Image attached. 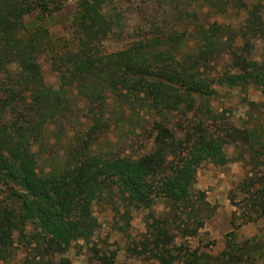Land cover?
I'll return each mask as SVG.
<instances>
[{
    "label": "trees",
    "instance_id": "trees-1",
    "mask_svg": "<svg viewBox=\"0 0 264 264\" xmlns=\"http://www.w3.org/2000/svg\"><path fill=\"white\" fill-rule=\"evenodd\" d=\"M65 1L0 0V260L11 253L13 233L24 236L30 224L26 242L36 263L74 264L61 255L71 241L89 242L97 226L92 203L115 196L121 219L133 209L146 211L144 238L132 249L136 254L158 264L254 262L258 249L247 239L234 242L232 230L214 256L178 247L172 252L171 231L182 228V236L193 235L210 214H203L204 192L193 189L200 164H225V142L251 147L256 141L237 130L213 136L204 117L213 115V84H250L264 97V51L256 58L251 54L255 41L264 39L262 5L200 0L217 15L243 10L244 19L231 26L199 21L192 12L189 28L154 33L105 53L99 42L119 26L118 16L104 9L107 0H76L68 36L58 46L44 26L26 27L28 17L42 21ZM41 55L50 58L55 87L44 82ZM70 97L81 99L91 124L84 138L67 145L61 165L38 171L35 148L44 142L48 125L58 130L73 115ZM112 104L123 120L139 112L151 116L147 151L132 157L91 147L95 134L110 126ZM73 106L78 110L77 102ZM251 150V160L258 158L264 143ZM258 192L239 223L231 217L233 229L262 215ZM157 201L167 206L165 213H153ZM89 250L96 263L112 264L113 252Z\"/></svg>",
    "mask_w": 264,
    "mask_h": 264
},
{
    "label": "rangeland",
    "instance_id": "rangeland-1",
    "mask_svg": "<svg viewBox=\"0 0 264 264\" xmlns=\"http://www.w3.org/2000/svg\"><path fill=\"white\" fill-rule=\"evenodd\" d=\"M243 1L258 2L262 5L260 13L261 21L264 23V0ZM104 9L108 13H115L119 18L118 28L102 39L97 46L99 51L105 53L124 48L132 41L150 37L154 33L189 28L194 21L192 12L198 15L199 21L215 20L231 26H237L244 19L243 10H227L217 15L207 10V6L200 0H107ZM75 10L76 0H67L60 10L42 21L32 16L28 17L25 25L29 29L44 26L49 38L58 46L68 36L69 22ZM259 26L262 27L261 22ZM263 51L264 39L259 38L255 41L251 54L256 58ZM38 61L44 82L55 87L57 79L49 64L50 58L48 55H41ZM217 65H221L220 61ZM212 86L214 94L209 100V105L213 115L204 117V124L209 133L216 136L237 130L247 133L252 140L256 139L253 145L251 144L253 147L264 143V97L259 90L250 84L245 87L227 83ZM75 102L78 110H74ZM70 107L73 108V115L67 116L58 130L55 125H48L44 133V142L35 148L38 171H47L61 165L67 145L74 143L76 137H85L84 132L91 124L85 105L81 99L71 98ZM116 107V104L107 107L111 113L110 126L107 130L95 134L91 147L100 152L132 157L147 151L150 148L151 116L139 112L130 115L128 120H123ZM252 146L248 147L246 143L225 142L223 150L229 158L225 164L212 165L209 162L200 164L195 173L193 189L204 192L207 207L203 214L207 211L210 214L193 235L182 236V228H173L172 252L179 251L176 250L178 247L181 251L195 249L197 253L214 256L223 248L227 233L232 230L234 242L239 244L247 239L258 249V258L250 264H264V150L258 158L251 160ZM255 189L259 191L256 203H259L258 209L262 215L233 229L231 217L234 223L241 221ZM121 210L115 196L110 201L101 199L93 202L91 213L96 219L97 226L89 242L71 241L61 256L74 264H88L89 261L91 264H98L91 258L89 250V247L94 246L100 252H113L112 264H158L146 254H136L132 250L144 238L146 211L133 209L126 219H121L119 217ZM166 210L167 206L160 201L152 206L155 215L163 214ZM32 231V226L27 224L23 230L24 236L18 232L13 233L11 253L5 260H0V264H38L26 242L28 234ZM171 264L183 263L174 260Z\"/></svg>",
    "mask_w": 264,
    "mask_h": 264
}]
</instances>
